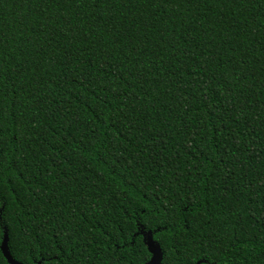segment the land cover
I'll return each mask as SVG.
<instances>
[{
	"label": "trees",
	"instance_id": "obj_1",
	"mask_svg": "<svg viewBox=\"0 0 264 264\" xmlns=\"http://www.w3.org/2000/svg\"><path fill=\"white\" fill-rule=\"evenodd\" d=\"M147 232L264 264V0H0V244L144 264Z\"/></svg>",
	"mask_w": 264,
	"mask_h": 264
},
{
	"label": "water",
	"instance_id": "obj_2",
	"mask_svg": "<svg viewBox=\"0 0 264 264\" xmlns=\"http://www.w3.org/2000/svg\"><path fill=\"white\" fill-rule=\"evenodd\" d=\"M7 237L4 235L2 242L0 244V249L3 256L6 258L8 264H23L20 261L15 260L9 253L6 246ZM145 243L150 251V258L144 264H160L162 260V250L157 242L152 239V234L147 232L145 235ZM194 264H200V261L195 262Z\"/></svg>",
	"mask_w": 264,
	"mask_h": 264
}]
</instances>
